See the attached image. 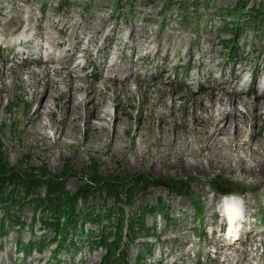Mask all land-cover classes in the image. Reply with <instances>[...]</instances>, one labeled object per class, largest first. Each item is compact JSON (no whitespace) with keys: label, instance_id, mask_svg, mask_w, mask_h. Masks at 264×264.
Wrapping results in <instances>:
<instances>
[{"label":"rangeland","instance_id":"1","mask_svg":"<svg viewBox=\"0 0 264 264\" xmlns=\"http://www.w3.org/2000/svg\"><path fill=\"white\" fill-rule=\"evenodd\" d=\"M194 1L0 0V27L2 26L0 30H5L4 33H7L6 36H0L1 39H6L0 48V65L5 64V67L10 69L6 83L11 85L13 81L12 65H21L25 60H36L38 56L36 52L40 46L44 47V59L46 56L65 55L70 52L68 48L71 51L75 49L77 42L74 37H71L66 49L52 47L49 43L54 39H61L56 30L54 31L51 22H66L72 26L70 33L83 39L80 50L90 48L87 57H81L82 53L79 52L76 56L79 59L76 62L74 60V63L72 61L71 65L75 73L87 76L89 83L100 82L101 77L108 72L105 66L115 57L119 58L118 63L135 64L131 67L133 71H137L140 88L137 92H132L134 93L131 94L132 96L122 95L121 99L115 102L112 101L115 97L114 93L102 85L99 88L102 104L109 107L113 115L123 120L130 117L129 121L135 125L140 116L145 117L151 112L155 125L159 126L160 115L164 108L160 106L153 108L155 95L151 93L152 96H149L145 87L151 84L152 75H155L163 65V57L167 52L164 45L168 39L171 41L168 53L171 60L168 63L169 76L165 84L169 85L170 92L176 90L172 92L174 98L183 96L185 100H189L197 94V85L188 76L198 79L197 74L201 71L202 76L199 78L201 85L206 83L210 71H214V75L220 77L222 72L215 67L217 64H222L225 69L224 79L229 82L226 86L229 90H232L240 79H245L246 89L250 90L248 93L250 99L255 100L260 94H264V90L258 91L261 78L264 77V37L260 33L262 28H259L258 32L251 25L246 24L247 17L239 18L231 12L236 0ZM245 1H248V10L264 5L263 0ZM30 3L31 6L28 5ZM14 4H16L15 10ZM1 7H4V10H1ZM24 7L25 17L45 16L46 20L43 23L45 27L41 32L44 38L39 40V44L26 49L30 51L29 55L18 56L17 52L25 48L10 50L7 42L19 41L17 33L20 32H27V35L21 33L22 39L26 40L34 33L35 35L38 33L27 21L18 20L19 9ZM237 19L240 21L242 31L237 35L227 32L225 25H228V29H232ZM95 29H99V33ZM130 33H134L138 42L130 37ZM108 36L111 37L110 41ZM144 38L148 39L145 46H143ZM160 43L162 46L159 57L145 59L147 55L154 56L158 52ZM228 46H231L230 51L227 50ZM133 48L138 50L137 54L134 53ZM202 53L205 54L206 60L203 66L200 65V59L198 60ZM82 66H85L83 70ZM128 70H119L115 73V78L126 77ZM242 70H246V73L241 72ZM252 74L256 76L257 83L249 85L248 81ZM26 77L23 75L24 80ZM51 78L55 82L61 79L53 74ZM77 84L83 85L79 81ZM57 87L66 93L70 90L68 85L60 83ZM57 87L51 88L53 95H56ZM130 87L132 90L136 88L134 81L130 82ZM7 96L0 104V152L11 166H17L21 161H25L28 168L38 169L46 166L47 170L56 176L67 171L69 175L64 178L65 189L71 194H75L85 182L83 173L95 167L102 176L140 175L155 180H172L179 184L180 192L146 185L133 197L131 206L122 205L126 216L130 218L143 209L156 207L161 202L163 213L168 214L171 219V223L167 225L161 213L153 216L148 214L145 217L146 225L151 229L150 236L140 234L129 244L128 264H213V259L220 251L215 238L222 241L226 232V225L221 220V217L224 218L223 211L222 208H218L223 197L212 188L213 183L220 181H222V190L226 185L228 189L235 188L234 195L241 197L245 207H248L247 214L244 212L248 221L241 223L242 229L239 232L241 239L240 241L237 239L236 241L239 242L234 246L239 251L235 253L225 248V254L231 256L235 263L239 260L241 264H258L260 257L264 258V181L261 179L243 178L232 171L229 172L231 176L216 174L208 178H197L184 177L179 167L160 170V167L149 164L147 157H145L147 161L143 158L136 159L128 149H122L119 144L114 143L112 132L105 137L106 143L94 144L92 148H86L83 144L86 140L83 130L76 139H64L67 145L62 146L58 143V135L55 137L52 129H38L37 133H34L28 128L27 114L32 109V106L28 105L29 88L18 86L12 92L9 86ZM40 96L41 94L38 97ZM183 102L180 99L176 100V108L182 106ZM51 103L53 117L45 118V122L59 123L64 118L63 101H60L57 107L53 100ZM239 109L244 115L247 114L244 107L239 106ZM90 110L92 111L93 107ZM189 111L191 112L192 109H188L187 112ZM176 116L184 117L182 112H177ZM187 116L186 119L190 122L191 115ZM227 126H229L228 121ZM250 129L249 119L246 133L242 138L245 141L250 139ZM176 130L183 129L177 126ZM262 131L264 133V129ZM184 132L188 136L185 130ZM124 140L130 141L127 136H124ZM245 151L247 155L251 154L247 147ZM186 161L193 162V159L188 157ZM41 193L44 196L45 190L42 189ZM105 197V194L100 195L95 192L88 202L80 203L79 208L90 209L95 214L103 210L104 206L113 208L116 205L114 200H109L105 204ZM11 216L13 219L20 217L24 228L15 230L9 224L8 235L0 236V264H101L104 252L92 249L89 244L91 241L88 240L98 233L97 226L89 222L85 223V232L92 231L94 234L82 235L79 231L73 236L69 234L66 245L60 248L52 240L53 228H45L42 225L41 212L37 213L32 230L34 220L32 206H25L19 212L16 209L12 210ZM46 218L54 219L50 215ZM2 219L3 214L0 213V223ZM104 225L108 226L107 223ZM19 241L25 244L44 241L45 247L40 254L33 251L28 256H24L17 246ZM125 243H129V240L126 239ZM147 249L153 250L152 256L147 255Z\"/></svg>","mask_w":264,"mask_h":264},{"label":"bare ground","instance_id":"2","mask_svg":"<svg viewBox=\"0 0 264 264\" xmlns=\"http://www.w3.org/2000/svg\"><path fill=\"white\" fill-rule=\"evenodd\" d=\"M28 5L31 6V3ZM15 7L16 4L13 5L14 10ZM1 10H4V7H1ZM18 20L27 21L38 32L36 35L34 33L24 45L22 40H14V43L7 42L10 50L24 47L25 49L17 52V55L26 56L30 54V51H26V49L39 44V40H43L44 35L41 32L44 30L43 23L46 19L45 16L40 18L25 17L24 7L19 9ZM51 25L61 37L60 40L54 39L49 42L52 44L51 46L66 49L69 40L74 37L77 42L74 46L75 49L71 51L68 48L67 50L70 52L65 55L46 56L47 58L44 59V47L40 46L36 52L38 55L36 60H25L21 65H12L13 81L11 85L6 83L10 69L8 70L5 64L0 65V104L3 99L8 97L9 86L12 92L18 86L29 88L28 105L32 106V109L27 114V121L28 128L34 133H37L38 129H52L54 136L58 135L59 137V145L65 146L67 143L64 139H76L83 130L86 134V140L83 144L86 148H92L94 144L106 143L105 137L108 136L109 132H112L114 143L119 144L122 149H128L136 159L147 157L148 163L160 167V170L179 167L184 177L195 176L197 178H208L216 174L228 175L232 171L243 178L264 181V133H262L264 129V94H260L255 100L250 99L248 97L250 90L246 89L247 81L245 79H240V82L232 90H229L226 87L229 82L224 79L225 69L222 64H217L215 67L222 72L220 77H216L214 71H210L207 74L206 83L201 85L199 83V78L202 76L201 71L197 74L198 79L188 76L197 85V94L189 100H185L183 96L174 98L172 92L176 90L170 92L169 85L165 84L167 83L165 80L169 76L168 63L171 60L168 54L171 41L168 39L164 45L167 52L163 57V65L155 75H152L151 84H147L145 87L149 96L155 95L153 108L159 106L164 108L160 115L159 126L155 125V119L151 112L145 117L140 116L135 125L129 121L130 117L123 120L121 117L113 115L109 107L102 104L99 93V88L104 86L108 91L115 94L112 101L116 102L121 99L122 95L129 96L134 94L132 92H137L140 83L137 80V71H133L131 67L135 64L133 62L118 63L119 58L115 57L110 64L105 66L108 72L101 77V81L91 84L88 82L87 76L75 73L71 69L72 61L74 63V60L76 62L79 59L76 57L77 54L80 52L82 53L81 57H87L90 48L80 50L83 39L75 36L74 33H70L72 26L66 22H51ZM95 30L99 33V29ZM4 31L0 30V36L7 35ZM21 33L23 32L17 34L21 35ZM23 34L27 35V32L24 31ZM130 37L138 42L134 33H130ZM108 40L110 41L111 37L108 36ZM5 42L6 39L0 37V48ZM146 43H148V39L144 38L143 46ZM158 45V52L154 56L147 55L145 59L150 60L151 57L152 59L159 57L162 44ZM51 46L48 48L51 49ZM133 51L138 53L135 48ZM176 55L179 56V54ZM204 57L205 54L202 53V56L198 58L202 66L206 63ZM84 68L85 66L81 67L82 70ZM123 69H129L126 77L115 78V73ZM241 72L246 73V70ZM52 74L61 77L60 81H53ZM23 75L27 76L25 80ZM78 81L83 85H78ZM131 81L136 84L134 90L130 87ZM59 83L68 85L70 90L67 93L59 90L57 87ZM54 86L57 87L55 89L56 95L51 93V88ZM261 90H264V77L261 78L258 86V91ZM39 94H41L40 97H38ZM78 94H84V96L79 97ZM178 99L184 102L182 106L176 108L175 102ZM51 100L54 101L55 107L60 101H63L64 118L59 123L45 122V118L53 117ZM239 106L245 108L246 115L240 111ZM91 107H93L92 111L90 110ZM190 108L192 111L187 112ZM177 112H182L184 117H177ZM187 115H191L190 122L186 119ZM249 119L251 120L250 139L245 141L242 138L246 133L245 129ZM127 120L129 122L126 123ZM227 121L229 126H227ZM177 126L183 130L177 131ZM185 127L187 128L185 129ZM124 136L129 137L130 141H125ZM246 147L250 149V155H247ZM152 148L154 151L151 152ZM188 157L193 159V162H187L186 158ZM147 160L145 159V161ZM218 208L230 210L232 220L230 219V223H227L226 217L220 216L223 224L226 225L227 223L230 227L227 236H224L222 241L215 238L220 251L213 259V264H241L239 260L235 263L231 256L225 254L224 249L228 248L230 251L238 253L239 250L234 246L241 239L239 232L242 228L239 224L248 221L247 216H244L248 207H245L241 197L228 196L220 200ZM212 237L214 236L212 235ZM258 264H264L263 257H260Z\"/></svg>","mask_w":264,"mask_h":264},{"label":"trees","instance_id":"3","mask_svg":"<svg viewBox=\"0 0 264 264\" xmlns=\"http://www.w3.org/2000/svg\"><path fill=\"white\" fill-rule=\"evenodd\" d=\"M264 1V0H263ZM194 2H197L195 0ZM248 1L236 0L235 6L231 12L235 16L248 18L246 24L251 25L259 32L262 28L264 37V5L258 8L248 10ZM239 19L227 32L238 34L242 31ZM232 46V45H231ZM227 50L230 51V47ZM233 47V46H232ZM233 52V50H232ZM71 174V173H70ZM69 175L67 171L60 176L50 173L46 166L38 169L28 168L25 161H21L17 166H11L2 152H0V213L3 219L0 223V236L8 235L7 229L10 227L15 230L24 228L20 217L15 219L11 216L12 210H21L25 206H32L34 209V220L32 230L36 223V215L41 212L43 217L40 219L45 228H53V242L60 248L64 247L69 234L76 235L79 231L82 235H93L94 232H85V223L89 222L98 227V233L90 237L89 244L96 251H103L101 264H128L129 254L128 246L140 234L150 236V228L146 225L145 217L161 213L166 220L167 225L171 223L168 214H164L161 208V202L156 207L141 210L133 217H127L122 205L131 206L133 197L141 192L144 186L164 187L168 191L180 192L179 184L174 181L155 180L152 177H140V175L112 174L102 176L97 167L83 173L85 182L75 194H71L65 189L64 178ZM221 183L212 184L214 192L221 197L234 195L235 188L221 189ZM171 184V185H169ZM173 184V185H172ZM220 185V186H219ZM45 190L44 196L41 190ZM105 194V204L109 200H114L113 208L103 207L98 214L90 209H80V203L88 202L94 193ZM47 215L54 219L46 218ZM105 223L108 224L104 225ZM128 239L129 243H125ZM24 256H28L33 251L39 254L44 249V241L29 242L28 244H17ZM153 254L152 249H147V255ZM141 258H139V261Z\"/></svg>","mask_w":264,"mask_h":264}]
</instances>
